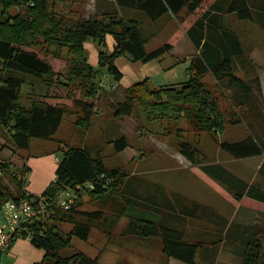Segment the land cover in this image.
Listing matches in <instances>:
<instances>
[{
	"label": "trees",
	"instance_id": "16d2710c",
	"mask_svg": "<svg viewBox=\"0 0 264 264\" xmlns=\"http://www.w3.org/2000/svg\"><path fill=\"white\" fill-rule=\"evenodd\" d=\"M117 1L121 5L144 9L153 19L167 10L178 14L186 6L189 12H193L200 3L199 0ZM13 7H23L25 11L13 15L10 12ZM229 10L236 11L240 18L252 17L246 0H232ZM108 35L115 40L112 51L106 49ZM40 37L55 45L51 50L55 56L63 58L64 51L71 55L68 59L74 62L75 71L67 82L54 81L51 76L55 73L52 64L31 48L39 43ZM90 40L100 47L97 68L87 62L85 43ZM146 41L140 23L136 20L126 21L116 11L103 16L73 18L50 11L48 0H0V61L4 69V72L0 71V123L9 128L11 143L24 150L29 149L30 141L34 137L51 138L60 127L65 113L70 112L66 105L48 102L45 98L50 94L45 88L41 90L43 98L34 100L29 107L20 105V90L25 79L19 73L41 79L47 88L59 83L68 90L73 79L81 77L80 82H77L82 91L81 95H73L72 98L74 106L81 110L80 119L85 125L89 124L92 116L101 107L107 115L124 118L132 115L138 106L143 107L151 119L185 118L197 132L217 133L223 131L227 123L238 124L244 121L235 111V107H248L254 102L252 80L247 82L238 77L229 57L211 66L203 55H196L189 67V80L179 87H152L146 78L127 88L122 99L115 102L107 99L96 79L103 70L116 81H120L123 73L115 62L118 57L129 55L135 61L149 62L173 47L171 43H165L148 50ZM208 73L213 76L215 83L210 84L204 80ZM62 75L64 73H57L59 77ZM253 79L261 87L259 77ZM226 85L234 89L231 95L237 100V104L226 93ZM225 98L228 101L223 106L221 100ZM177 129L180 131L179 150L195 162L197 157L202 156L199 145L184 139L183 130ZM129 143L128 138L122 135L115 140V148L120 151ZM218 143L223 150L238 158L264 155V144L253 135L239 141L218 140ZM20 170V175L15 177L22 181L18 180L17 192H12L2 184L1 176V173H10L11 167L8 162L0 160V210L7 200L37 196L32 193L27 195L25 189L24 175L29 168L24 165ZM101 174L105 178L100 180ZM124 175L121 169L107 167L100 158L93 157L84 148H69L58 164L56 179L41 194L48 198L51 212L31 223H25L20 236L13 241L20 237L28 238L35 247L45 251L44 258L34 264H102L98 256L92 257L83 251H77L70 256L62 255L61 251L70 247L75 237L89 239L92 229L100 220L105 219L104 211L110 203L111 194L121 188ZM88 180L96 181L95 189L83 191L98 200L94 210L81 208L82 191L68 210L52 203V199L61 191ZM134 219V223L128 226L131 233L145 238H160L163 251L168 257L187 264H198L197 255L202 248L201 242L187 241L184 231L161 220L155 221L142 216ZM63 223L72 225L69 231L64 232ZM242 264H264V245L261 238L247 239Z\"/></svg>",
	"mask_w": 264,
	"mask_h": 264
},
{
	"label": "crops",
	"instance_id": "0c3cea01",
	"mask_svg": "<svg viewBox=\"0 0 264 264\" xmlns=\"http://www.w3.org/2000/svg\"><path fill=\"white\" fill-rule=\"evenodd\" d=\"M199 1L198 7L193 12H189L186 6L178 14H173L167 10L153 19L144 9L121 5L117 0H98L91 8L89 15L103 16L116 11L126 21L136 20L140 23L142 34L147 40L146 47L148 50L165 43H171L173 45L172 49L156 59L160 61L161 67L165 70L180 64L183 56L192 60L196 55H203L206 62L211 66L225 57H229L234 66H238V64L245 65V61L252 60L258 66L256 76L259 77L264 95V53L254 57V49H247L246 46L248 44L246 39L249 36L255 33L264 35V0H246L252 14L251 18H240L236 11H230L229 6L232 0ZM89 15L86 18L91 17ZM208 35L211 36V40L206 47ZM157 36L164 37V39L156 41L154 46L148 47L147 44ZM114 45L113 36L108 35L106 49L112 51ZM85 47L88 52L87 62L97 68L100 47L93 40L86 42ZM121 59H125V62L122 63ZM132 61L135 60L129 55H123L116 59V65L123 73L120 81H116L106 71H104L105 75H99L96 79L99 82L100 90L103 91L107 99L109 98L113 102L120 100L124 97L127 88L146 78L150 79L149 77L143 79L142 75L136 73L130 66ZM189 67L187 72L190 76ZM213 83H215V80ZM181 85L175 83L170 86L179 87ZM45 99L52 104H73V100L69 103L70 100L48 99L47 97ZM72 112L65 113L60 127L51 137L59 140L58 147L44 155L24 157L22 167L26 165L29 168V171L25 172V175H27L25 189L28 193L42 194L56 179V170L65 152L69 148L79 147L89 151L93 157L100 158L107 167L119 168L124 172L121 188L117 190L116 194H111L117 205L115 212L118 217L128 218V212H132V214L144 213L147 217L149 212L164 211L162 217L165 219V223L184 231L185 238L189 242H201L203 241L202 236L206 234H223L230 236L233 241L241 240L244 235H249L253 231L254 228L248 231V227H254L255 225L244 224L243 222H237V220H234V223L231 220L227 222L229 220L228 216L221 213L219 203H216L214 199H212V202H205L201 192L206 182H208L212 188H216L217 193L220 194L224 191L230 195L238 186H244V180L246 179L241 175L233 178L227 177L224 178L226 181L222 183V177L216 171L214 164H209V169L205 171L202 156L197 157L196 161L192 162L179 150L178 140L176 141L178 155L169 154L165 149L164 152L156 151L155 149L158 148L151 141L153 139L145 136V134L149 133V136H155L154 134L158 131H154L152 125L158 124V126H161V123H157V119L149 121L150 131L148 132L143 131L145 130H142L144 125L134 119V112L130 116L119 118L107 115L101 107L99 112L92 116L88 125L82 124L80 119L82 114L79 108L76 107ZM262 112L264 113V108ZM101 115H107V118L103 116L104 120L111 122V128L117 129L116 133L110 131L111 128L108 125L105 128L101 126L103 122L100 121L103 120H97ZM179 119L183 120L184 118ZM172 120L173 118L164 119L165 132L172 130ZM97 121L100 122V128L92 131L91 128ZM130 122L136 126L134 131L131 130L132 135L127 128V124ZM187 127L182 124L179 125L182 130H185L184 128L188 129ZM118 130L120 133H118ZM110 132L114 133L109 135V141L118 139L119 134H122L130 142L126 148L120 151L114 148L106 155L107 159L115 164L111 167L107 165L106 156L102 154L103 137ZM131 137L136 140V143L131 140ZM32 139L29 148H31ZM149 141L153 142L154 145L149 144L151 143ZM169 143L173 146V143ZM144 148H150L149 152L152 151L148 157ZM253 157L257 156H251L250 158ZM222 185L229 186V193ZM249 198L264 204V186L262 185L260 192L251 194ZM204 218L212 220L216 230L206 229L203 224L199 225L198 220ZM190 221L194 224L191 225L190 234L188 235L186 231L188 226L186 225ZM129 222L128 220L127 223ZM131 223H134V221ZM44 255L45 251L43 249L35 247L28 238L20 237L14 240L9 248L1 254L0 264H34L40 262ZM90 256L101 258L98 254ZM169 258L187 264L174 257Z\"/></svg>",
	"mask_w": 264,
	"mask_h": 264
},
{
	"label": "rangeland",
	"instance_id": "374dc122",
	"mask_svg": "<svg viewBox=\"0 0 264 264\" xmlns=\"http://www.w3.org/2000/svg\"><path fill=\"white\" fill-rule=\"evenodd\" d=\"M96 1L98 0H48V3L49 10L57 14H64L73 18L82 16L86 18L91 13V8H93ZM24 11L25 9L23 7H13L10 10L13 15ZM207 37L208 42L206 47L211 40L210 35ZM163 39L164 37L157 36L153 41L148 43L147 46H154L156 41H162ZM246 41V43H248L246 45L247 49H254V57L264 53V35L255 33L252 36H249ZM54 46V44H51L40 37L39 43L33 45L31 48L37 51L41 56L46 57L52 64L55 73L51 76L54 81L65 80V82H67L75 71L74 62L68 59L71 55L67 53V51H64L63 58H59L51 53ZM124 60L125 59H121L122 63L125 62ZM245 63V65H235L234 73L248 82L250 78H256L258 66L252 60L245 61ZM130 64L131 68L136 73L142 75L143 79L146 77L150 78L148 81L152 87L168 86L175 83L183 84L190 78L187 69L191 64V59H186L184 56L180 64L167 70L161 67L160 61L156 59L149 62H142L140 60L132 61ZM0 71L4 72L1 61ZM60 72L64 73L62 77L57 76V73ZM126 73L128 74L127 70ZM19 74L23 75L25 79L21 85L19 104L25 107L31 106L34 100L43 98L41 94L43 88L47 89L46 92H49L48 94H50V96L47 97L48 99L55 98L70 100L69 103L73 100V95H81L82 92L81 88L78 87L79 83H77L80 82L81 77L74 78L73 82H75L76 79L77 81L75 83L72 82V86L68 90L63 88V84L59 83H56V85L52 84L50 88H47V86L44 85L45 82L41 79L33 77L32 75L25 76L23 73ZM99 75H105V72L102 71ZM253 78L251 86L254 102L249 104L248 107L243 105H237V107H235V111L243 117V122L238 124L227 123L223 131L211 133L206 131L197 132L191 128L185 118L183 120L179 118L176 120L177 118H175L171 121L172 130L165 132L164 119H157V123H161V126L159 125V127L158 124L152 125V129L158 131L154 134L155 136H149V133L145 134V136L153 139L151 141H153L158 148L155 149L156 151L159 150L164 152L167 150L169 154L178 155L179 152L176 149V141H179L180 139L178 138L180 131H178L177 128H179V125L181 126V124L186 127L188 126V129L184 128L185 130L182 131L183 138L199 145L202 154L201 158L204 160L205 171L209 169V164H214L216 171L220 174V177H222V183L226 181L224 178L227 177L233 178L234 176L241 175L246 179L244 180V186H238L230 195L224 191L220 194L217 193L218 191L216 188H212L208 182H206L204 189L201 191L205 198V202H212V199H214L216 203L218 202V206L221 208V213L228 216L229 220H227V222L231 220L232 223H234V220H237V222H243L244 224L255 226H249L248 231L254 228L253 231L249 233V235H244L241 240L233 241L230 236L223 234H206L202 236V248L197 256L198 264H242L244 249L248 238H261L264 245V204L258 203L249 198L251 194L260 192L262 185L264 186V155L255 158H238L229 151L223 150L218 143V140L239 141L249 135H253L264 144V113L262 112V109L264 108V95L262 93V86L258 87L259 84ZM204 80L210 84L214 82V78L210 73L204 77ZM225 88L226 93L232 97L231 93L234 89L228 88L227 85ZM232 100L237 104V100L234 97H232ZM227 101V98H225V100H221V104L224 106L227 104ZM66 106L71 113H73V109H76L73 104ZM103 116L107 118V115H101L97 120H103L100 122H103L101 123V126L104 128L107 125L111 128V122L105 121ZM133 117L137 122L144 125L142 126V130L145 129L143 131H150L149 121L152 119L148 116L147 111L143 107L138 106L134 111ZM100 122L97 121V123L92 126L91 130L96 131L100 128ZM127 128L131 134V130L133 129L134 131L136 126L130 122L127 124ZM9 131V128H6L0 123V160L8 162L11 167L10 173H1L2 184L7 186L10 191L17 192L19 184L18 180L21 179L19 177L16 178L15 176L20 175V169L24 157L47 154L54 148L58 147L59 140L34 137L32 139L31 148L20 150L11 143ZM110 131H115L116 133L117 129L112 127ZM112 133L110 132L103 137L102 154L105 156L110 150L115 148V140H108L109 135ZM118 133H120L119 130ZM175 135L176 137H174ZM121 136L122 134H119V137ZM131 140L136 143V140H134L133 137H131ZM42 142L47 143L43 144ZM153 142L149 144H153ZM169 142L173 143V146L170 145ZM149 149L150 148H144L147 157L152 153V151L149 152ZM261 162L262 164H260ZM106 163L110 167L115 165L108 159L106 160ZM222 186L229 193V186ZM113 194H116V191H114ZM97 203L98 200L93 199L90 193L83 192V204L81 207L83 210H94ZM115 203L116 202L111 195L110 203H108L107 208L104 211L105 219L100 220L92 229L89 239L82 240L75 237L72 240V245L63 249L61 254L64 256H70L77 251H83L89 255L98 254L101 257L99 258V261L102 264H119L120 262H124L125 264H184L178 260L169 258L164 253L163 243L160 238H145L133 232L131 233V229H129L128 226L132 225L131 222L136 220L134 217H139L141 214L143 215L142 217L146 216L144 213L132 214V212H128V218L122 216L118 217L115 212V207L117 206ZM163 212H149L147 218L165 222V219L162 217L164 214ZM128 220L130 221L129 223H127ZM198 221L199 225H205L206 229L216 230V226L212 220L204 218L199 219ZM222 222L221 224H223ZM187 224L188 225L186 226H188V228L186 231L189 235L191 225L194 223L190 221V223L188 222ZM71 227L72 225L69 223H63L62 225L64 232L69 231Z\"/></svg>",
	"mask_w": 264,
	"mask_h": 264
},
{
	"label": "built area",
	"instance_id": "2783aa9c",
	"mask_svg": "<svg viewBox=\"0 0 264 264\" xmlns=\"http://www.w3.org/2000/svg\"><path fill=\"white\" fill-rule=\"evenodd\" d=\"M27 179V175H24ZM105 178L101 174L100 180ZM108 182V181H107ZM96 188V181L88 180L79 183L75 187H69L61 191L52 199V203L64 210L70 209L79 198V192L84 190H93ZM29 193H27L28 195ZM48 198L43 195L35 197H23L18 200H7L0 210V256L9 248L13 239L20 236L23 225L49 215Z\"/></svg>",
	"mask_w": 264,
	"mask_h": 264
}]
</instances>
